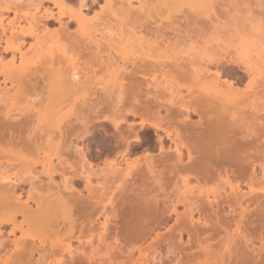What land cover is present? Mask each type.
Masks as SVG:
<instances>
[{
  "label": "bare ground",
  "instance_id": "bare-ground-1",
  "mask_svg": "<svg viewBox=\"0 0 264 264\" xmlns=\"http://www.w3.org/2000/svg\"><path fill=\"white\" fill-rule=\"evenodd\" d=\"M88 1L0 0V264H264V0Z\"/></svg>",
  "mask_w": 264,
  "mask_h": 264
},
{
  "label": "rangeland",
  "instance_id": "rangeland-1",
  "mask_svg": "<svg viewBox=\"0 0 264 264\" xmlns=\"http://www.w3.org/2000/svg\"><path fill=\"white\" fill-rule=\"evenodd\" d=\"M102 0H90V1H88V4H89V11L91 12V11H93V10H97L98 9V5L100 4V3H102L101 2ZM210 1H213V6L210 4L209 6H208V9H206V12L205 13H207L208 14V12L207 11H210V13L214 16V18H217V19H221L220 17H222V18H224L223 17V15H225L226 16V12H225V10H227L229 7H230V4H231V7H235V9H240L241 10V17L244 19V21L246 22V23H248V13L245 11V8L246 7H253L254 6V4L257 2V0H239V1H237V0H210ZM224 3H227V4H224ZM225 5V7H223V8H225V10L222 8V6H224ZM234 5V6H233ZM211 6V7H210ZM227 6H229V7H227ZM245 7V8H244ZM212 8H214V9H212ZM175 9V8H174ZM174 9H172L171 11L169 10V12L168 13H166V12H164V10H163V14L164 15H162V19H163V21H162V19H160L161 21H159V22H161L160 24V26L164 29V31L165 32H169L170 30H173L175 27L177 28V29H179V27H180V29H179V31H180V33H181V35H183V30L185 29L186 30V32H185V35H186V33H187V29H188V31H192V28L194 27H196L195 25L193 26H186V23H191L190 21H192V19H188V21L187 22H185L184 23V20L183 19H177V15H179V10H178V7L176 8L177 9V11H176V9L174 10ZM215 10V11H214ZM171 12H172V14H171ZM222 12H223V14H222ZM246 12V13H245ZM225 13V14H224ZM211 14H208L210 17H212V15ZM218 14V17L217 16H215V15H217ZM219 14H221V16H219ZM165 16V17H164ZM169 16V17H168ZM167 18V19H166ZM213 18V17H212ZM228 18V17H227ZM227 20V19H226ZM158 22V23H159ZM178 22V24H176ZM180 22V23H179ZM172 24V25H171ZM174 24V25H173ZM192 24V23H191ZM155 25V24H154ZM154 25H152V26H154ZM165 25V26H164ZM176 25V26H175ZM151 26V25H150ZM149 25H148V27L146 28L145 27V30L147 29L148 31L150 30L149 28H151ZM165 27V28H164ZM189 27V28H188ZM193 28V29H194ZM168 29V30H167ZM182 29V30H181ZM191 29V30H190ZM188 34V33H187ZM191 34H192V32H191ZM190 33H189V35H191ZM221 51H223L225 54H228V53H230L232 50H231V47H229V46H224V47H222L221 48ZM222 52V53H223ZM104 80H106V79H104ZM103 83H105L104 81H103ZM108 83V82H107ZM106 84V83H105ZM92 91H90V93H91ZM102 92H99V96L96 98L99 102H101V104H99L100 106H99V108H102V107H104V96H102L103 95V93L101 94ZM101 96V97H100ZM95 99V100H96ZM96 100V101H97ZM102 100V101H101ZM95 101V102H96ZM97 101V102H98ZM85 117L87 118L86 120L88 121V122H86L87 124H86V129H88V130H91V131H95L97 128V124H99V122H100V120H94V116H93V114L91 113V111H88V112H86V114H85ZM84 123V122H83ZM83 123L82 122H76V123H74V124H72V126L71 125H68V127L66 126L65 127V133L63 134L64 136H63V140H61V142H62V146L64 147V152L65 153H67V154H72V151H71V146H72V144H74V142H83V141H85V137H87V136H83V135H75L76 134V132L77 133H79V131H77L78 130V128L80 127V126H82L83 125ZM95 126V127H94ZM74 129H73V128ZM88 127V128H87ZM70 128V129H69ZM76 128H77V130H76ZM93 129V130H92ZM95 129V130H94ZM76 139V140H75ZM151 140H154V137L152 136L151 137ZM65 141V142H64ZM67 143V144H66ZM66 146V147H65ZM70 148V149H69ZM137 155H139V154H134L133 156H132V158H135ZM112 158H113V154L112 153H109L108 155H106L105 157H103V158H101L99 161H94V163L96 162V163H98V164H101V163H103V162H105V161H111L112 160ZM106 163V162H105ZM55 180H56V182L58 183V178H55ZM126 207V206H125ZM124 207V208H125ZM128 208V207H127ZM126 210V209H125ZM128 210H126V212H123V213H126L125 215H129V217L130 218H132L133 219V216H132V214H130V212L128 211ZM136 220V221H135ZM139 221V220H138ZM133 222H137V219H134V221H132V224H133ZM135 223H134V228H136L137 226H139L138 225V222L136 223V227H135Z\"/></svg>",
  "mask_w": 264,
  "mask_h": 264
}]
</instances>
